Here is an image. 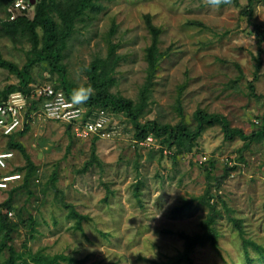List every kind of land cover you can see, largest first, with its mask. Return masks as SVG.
I'll list each match as a JSON object with an SVG mask.
<instances>
[{"label":"rangeland","instance_id":"obj_1","mask_svg":"<svg viewBox=\"0 0 264 264\" xmlns=\"http://www.w3.org/2000/svg\"><path fill=\"white\" fill-rule=\"evenodd\" d=\"M247 4V0H102L104 9L93 20L78 23L68 41L62 62L67 81L76 88L91 86L90 65L97 59L106 60L110 45H118L111 92L138 102L147 76L145 50L152 38L145 21L149 15L163 30L160 49L168 54L152 84L142 126L153 121L177 125L183 120L176 109L180 97L184 120L193 129L197 111L203 110L226 117L232 128L251 135L261 128L264 116V55L257 67L253 32V24L264 27V2L254 7L252 22L242 14ZM8 6L0 2V52L23 69L32 45L20 37L13 41L3 35L1 22L8 18ZM39 34L42 37L41 30ZM29 72L32 82L27 94L31 99L45 89L61 90V75L48 63H39ZM20 85L15 74L0 68V98L10 87ZM107 112L114 131L110 139L80 140L67 132L68 125L40 117L25 123L18 140L37 167L29 187L33 196L19 192L10 211L5 205L23 178L8 190H0L2 212L9 222L21 223L13 235L15 249L23 254L28 249L32 254L64 255L83 264L166 261L183 251L180 233L203 232L200 224L207 208L194 201L191 210L175 211L203 196L211 181L214 202L222 213L216 225L219 251L197 245L195 264H248L243 237L264 247V138L245 149L244 140L239 136L227 140L216 124L206 128L192 153L173 160L175 148L163 146L153 133L152 145H138L135 123L124 113ZM7 145L8 139L0 134V152H6ZM93 148L98 164L86 170ZM13 153L14 159L0 169V176L25 165L21 154ZM212 166L218 182L207 178ZM228 167L235 170L225 177ZM54 174L59 195L49 182ZM138 182L144 186L136 198ZM63 202L88 217L83 231L68 218ZM31 217L35 232L30 228ZM233 218L241 220L243 237ZM249 256L254 264H264L252 247ZM8 258L7 251L0 256V264ZM28 264L34 263L29 260Z\"/></svg>","mask_w":264,"mask_h":264},{"label":"trees","instance_id":"obj_2","mask_svg":"<svg viewBox=\"0 0 264 264\" xmlns=\"http://www.w3.org/2000/svg\"><path fill=\"white\" fill-rule=\"evenodd\" d=\"M13 1L14 0H0L1 3H4L7 6L12 4ZM101 1L102 0H37L36 4L32 5V11L30 13L22 15L12 22L7 20L1 22V31L6 38L17 41V38L20 37L31 43L32 55L25 68L20 69L18 65L5 60L0 52V68L15 74L19 78L21 84L20 86L7 89L6 92L1 95L0 103L6 100L12 92L18 90H22L27 96H29L28 94L30 91L27 89L32 82V77L29 71L39 63H48L51 70L59 72L61 75V83L58 88H61V91H63L66 98L71 101L73 90L76 89V87L72 86L67 81L66 67L62 64L64 52L67 49L69 39L76 31V25L78 23H85L86 21L93 20V16L99 14L104 9L101 5ZM233 1L236 2L237 0ZM247 1L248 4L242 9V14L247 16L249 21L252 22L251 17H253L254 7L257 4L264 2V0ZM32 13L34 14L31 18ZM145 21L152 38L150 45L145 50L146 62L148 65L147 76L145 84L140 90L138 102L111 92L115 83L113 74L118 65V58L116 57L118 45L111 44L109 47L108 58L106 60L97 59L90 65L88 76L91 82V87L94 91L84 104L78 105L85 110V118L95 109H105L116 114L124 113L136 125L137 133L135 135V140L138 145L153 133L156 138L162 139L161 144L163 146H168L169 149L175 148V154L171 157L173 160H176V157L181 154L192 153L196 146V141L206 128L216 124H219L222 127L227 140H233L238 136L244 140L246 142L245 149L249 148L250 143L262 140L264 138V116L261 122V128L258 131L253 132L251 135L246 136L241 130L232 128L229 119L226 117L219 114H208L206 111L199 110L195 115L197 127L193 129L184 120L180 97L177 99L176 109L183 117V120L177 125L159 124L158 122L153 121L148 125L142 126L140 120L149 107L152 84L155 81V77L165 55L168 54L160 49V37L163 30L153 24L151 16L147 15ZM39 30L42 31V37L39 34ZM253 32L255 33L257 40V67H259L261 64L260 58L264 55V27L253 24ZM43 100L44 99H31L30 97L28 115L38 111ZM71 131V128L68 126L67 132L70 133ZM20 133L21 131H18L10 136H4L0 133L3 137L8 139L6 151L17 152L21 154L25 160V165L22 168H17L11 173L0 176V179H2L7 175H14L17 173L24 174V177H21L23 178V184L11 191L10 197L5 205L10 211L14 207V196L19 192L25 191L30 196H33L29 187H31L32 183L35 181V176L37 174L36 165L32 161L24 145L18 140ZM94 139L99 138L95 137ZM160 152L163 153L164 149H161ZM95 164H98V157L95 148H93L91 159L85 165L86 170ZM213 170L214 168L212 166V168L207 171V178L208 180L218 182L217 177H214L212 174ZM234 170L235 167H228L225 170L224 176H229ZM49 182L56 193L60 194V191L57 189L58 177L56 174L51 177ZM143 186V182H138L135 189L136 198H139L142 194ZM213 189L212 183L209 181L208 188L203 196L187 202L175 211V213L180 214L186 210H191L194 201H197V206L207 208V217L200 224L203 232L194 236L180 233L179 236L184 240L183 251L179 252L174 257L168 258L166 261L156 262L155 264H195L193 254L197 245H210L215 251H219V232L216 225L218 219L221 218L222 213L218 209L217 203L214 202L215 196L212 193ZM0 190L6 191L8 189ZM222 202L226 211L230 212L225 202ZM62 205L63 208L68 211V218L76 222L78 230L83 231L82 225L88 220V217L80 214L71 204L63 202ZM2 208L3 206H0V256L7 251L9 253V258L6 259L4 264H28L29 260L34 264H83L64 255L50 257L43 255L42 253L32 254L28 249L25 254L17 251L13 246V235L19 232L21 223L9 222L7 215L2 212ZM30 220L32 221V224L30 225L31 231L35 232L33 227L36 224L35 220L32 217ZM231 220L234 222L235 227L243 237L244 229L241 220L234 218ZM243 246L248 264H254L255 262L249 256V247L254 248L260 255V261L264 262V247L244 237Z\"/></svg>","mask_w":264,"mask_h":264},{"label":"built area","instance_id":"obj_3","mask_svg":"<svg viewBox=\"0 0 264 264\" xmlns=\"http://www.w3.org/2000/svg\"><path fill=\"white\" fill-rule=\"evenodd\" d=\"M32 11L29 0H14L7 8V21L12 22L18 17ZM35 99H44L38 111L28 115L30 97L22 90L12 92L6 100L0 103V133L10 136L22 131L25 123L40 117L57 123H64L71 128L73 135L80 140L92 138L110 139L113 128L110 114L105 109L92 112L85 118V110L69 101L63 91L45 89L44 93L38 92ZM154 142L149 136L139 143L140 146H149ZM13 152H0V169H5L14 158ZM21 179L20 175H7L0 179V189H7L11 183Z\"/></svg>","mask_w":264,"mask_h":264},{"label":"clouds","instance_id":"obj_4","mask_svg":"<svg viewBox=\"0 0 264 264\" xmlns=\"http://www.w3.org/2000/svg\"><path fill=\"white\" fill-rule=\"evenodd\" d=\"M218 2V0H213V3ZM93 89L91 86L85 87H78L73 90V94L71 96V102L73 104H84L88 98L92 95Z\"/></svg>","mask_w":264,"mask_h":264},{"label":"water","instance_id":"obj_5","mask_svg":"<svg viewBox=\"0 0 264 264\" xmlns=\"http://www.w3.org/2000/svg\"><path fill=\"white\" fill-rule=\"evenodd\" d=\"M32 5H35L37 0H29Z\"/></svg>","mask_w":264,"mask_h":264}]
</instances>
